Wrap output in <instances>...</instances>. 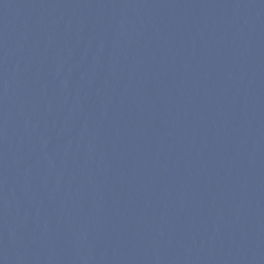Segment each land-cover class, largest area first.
Here are the masks:
<instances>
[{"label": "water", "instance_id": "obj_1", "mask_svg": "<svg viewBox=\"0 0 264 264\" xmlns=\"http://www.w3.org/2000/svg\"><path fill=\"white\" fill-rule=\"evenodd\" d=\"M0 264H264V0H0Z\"/></svg>", "mask_w": 264, "mask_h": 264}]
</instances>
